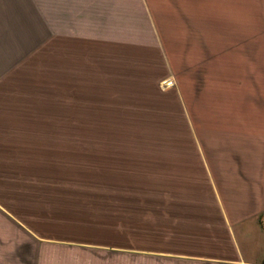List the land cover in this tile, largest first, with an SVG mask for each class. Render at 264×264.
I'll list each match as a JSON object with an SVG mask.
<instances>
[{
    "label": "crops",
    "instance_id": "0c3cea01",
    "mask_svg": "<svg viewBox=\"0 0 264 264\" xmlns=\"http://www.w3.org/2000/svg\"><path fill=\"white\" fill-rule=\"evenodd\" d=\"M137 1L141 30H112L105 0H71L0 39V264L93 249L121 264L264 263V0ZM163 16L201 49L205 87L160 90L175 79ZM176 118L195 150L109 130Z\"/></svg>",
    "mask_w": 264,
    "mask_h": 264
},
{
    "label": "rangeland",
    "instance_id": "374dc122",
    "mask_svg": "<svg viewBox=\"0 0 264 264\" xmlns=\"http://www.w3.org/2000/svg\"><path fill=\"white\" fill-rule=\"evenodd\" d=\"M103 0H97V3H100ZM59 2L62 4L69 3L71 0H0V39L2 40L7 36L6 31L7 27H9V23L21 22L31 23L34 20V13L39 11V6L44 5L46 9H49L50 4H52V11H54L55 4ZM137 0H105V3H111L112 5V30L117 26L115 24V19L122 18L127 21L128 30L138 29L147 27V23L142 16L139 8H138ZM102 3V2H101ZM121 5V10L119 6ZM124 8V9H122ZM127 8V11L125 9ZM122 14H120L119 13ZM126 12V16L123 14ZM28 15V17L26 16ZM97 18L98 11H97ZM162 20L161 28L164 31H161V41L165 46V50H169L170 47L172 66H174V76L175 79H166L159 84L160 90L167 94L169 91H178L180 89L183 92L184 86L194 88L196 83L198 84L197 88L205 87V80L198 79L199 72L201 69L203 70V65L200 63V51L201 49L198 46H192V42L187 40L185 41V33L183 29L178 30L177 28H181L178 25L168 24L167 16L160 17ZM171 27V31L168 28ZM132 31V30H131ZM6 33V34H4ZM139 33V32H138ZM134 34V32H133ZM141 34V33H140ZM187 35V33H186ZM189 36V35H188ZM6 38H9L6 37ZM190 38V37H189ZM186 45V46H185ZM198 74V75H197ZM203 77V76H202ZM191 83V85H190ZM200 84V85H199ZM176 91V94H177ZM172 97V96H171ZM166 107V106H165ZM177 117V116H176ZM135 119H129L127 125L124 127H116L111 128L112 134H123V135H156L160 137L159 139L163 140L166 137L175 136V140L178 142L176 144H168V143H160V144H145L143 150H195L194 145L188 143L185 145L184 141V132L183 126L179 125L180 121L178 118L175 120V128L170 129L160 128V129H142L141 127L135 126ZM166 124V122H165ZM97 131H103L101 129H97ZM151 131V132H148ZM109 134V133H108ZM172 140V138H170ZM49 253L51 249H49ZM60 252L58 259L61 261H65L67 259L71 260V264H76L75 261L78 259L79 264H121L124 263V260L121 259V255L118 252L114 251H106L102 249H93L90 251L79 250L78 254H61ZM69 256V257H68ZM128 264H134V261H128Z\"/></svg>",
    "mask_w": 264,
    "mask_h": 264
},
{
    "label": "trees",
    "instance_id": "16d2710c",
    "mask_svg": "<svg viewBox=\"0 0 264 264\" xmlns=\"http://www.w3.org/2000/svg\"><path fill=\"white\" fill-rule=\"evenodd\" d=\"M264 264V263H263Z\"/></svg>",
    "mask_w": 264,
    "mask_h": 264
}]
</instances>
